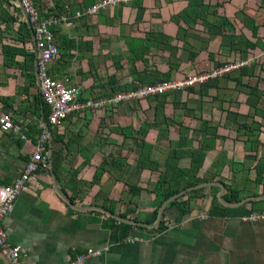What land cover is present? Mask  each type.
Here are the masks:
<instances>
[{
	"label": "crops",
	"instance_id": "crops-1",
	"mask_svg": "<svg viewBox=\"0 0 264 264\" xmlns=\"http://www.w3.org/2000/svg\"><path fill=\"white\" fill-rule=\"evenodd\" d=\"M32 1L41 15L71 11L68 22L53 27L59 54L48 70L54 78L78 81L82 97L253 60L180 91L72 112L52 127L27 16L19 0H0V110L21 125L20 132L0 125V185L19 175L40 133L49 134L47 168H38L2 220L8 242L23 250V263L60 264L92 248L100 254L85 264H264V218L252 221L237 210L209 214L218 185L203 186L196 198L181 195L189 199L187 213L166 205L160 231L159 224L124 229L94 208L111 207L113 214L126 212L146 223L160 202L152 192L160 177L188 169V152L199 149L205 156L197 176L221 182L225 190L232 186L241 199H264V60L258 57L264 51V0H129L80 16L75 13L98 0ZM5 43L23 49L9 63ZM143 152L148 159L141 165ZM0 264H7L1 252Z\"/></svg>",
	"mask_w": 264,
	"mask_h": 264
},
{
	"label": "built area",
	"instance_id": "built-area-1",
	"mask_svg": "<svg viewBox=\"0 0 264 264\" xmlns=\"http://www.w3.org/2000/svg\"><path fill=\"white\" fill-rule=\"evenodd\" d=\"M128 1L98 0L90 7L84 8L82 12L77 11L75 16H80L83 13L95 15L101 10L127 3ZM19 3L32 27V38L29 42L34 48L40 94L44 103L48 106L47 119L52 127L61 126L65 118L72 112L83 113L88 110L112 109L133 100L160 95L169 91H180L184 88L204 83L208 79L222 77L229 72L239 70L249 65L253 60L251 58L230 60L216 65L207 71L188 75L184 79L145 83L136 88L113 93L107 92L106 94L81 99V86L78 81L72 80L69 75L54 78L49 74L48 70V65L59 54L58 45L54 41L51 26H58L68 22V16L56 12L50 13L48 16L41 15L39 10L33 5L32 0H19ZM258 57L264 60V51ZM0 125L4 130L14 132H20L21 129V125L13 121L12 115L2 110H0ZM48 144L49 134L44 129L39 135L38 142L34 146L30 159L19 175L11 183L0 185V252L4 255L7 264H24L20 257L23 250L21 247L11 245L8 242L6 232L2 227V220L12 211L17 195L29 188V183L34 178V174L38 168H47ZM245 218L256 221L264 218V212L251 213ZM98 254H100L99 250L89 248L60 264H85L89 257Z\"/></svg>",
	"mask_w": 264,
	"mask_h": 264
},
{
	"label": "trees",
	"instance_id": "trees-1",
	"mask_svg": "<svg viewBox=\"0 0 264 264\" xmlns=\"http://www.w3.org/2000/svg\"><path fill=\"white\" fill-rule=\"evenodd\" d=\"M67 11H65L62 14H65L67 16L69 14H71V11H68V12ZM188 11L189 10H187V13H188ZM54 12L55 11H52L51 9H49V10H46L44 13H42V15L48 16L50 13H54ZM60 12H62V11H57L56 13H60ZM53 27H55V26H51L52 32H53ZM156 36L164 38L163 35H156ZM165 39H166V37H165ZM2 47H3L4 58H5L6 62L12 60L15 54L23 52V49L16 47L14 45H11V44H7V43L3 44ZM136 87H130V88H125V89H120V90L110 87V90L108 92L113 93V92L128 90V89H132V88H136ZM257 95H258V92H257L256 88H252L250 90V96L256 97ZM80 97H81V99L86 98V97H82V96H80ZM249 104L251 106H255L251 99L249 100ZM48 112H49V110L47 109V111L45 112V115H48L47 114ZM257 112H259V111H257ZM46 119H47V117H46ZM243 127H250V126L249 125H243ZM179 154H180V152H176V153H173L172 155L174 156V155H179ZM188 154L191 158V166L188 169H185V168L174 169V173L172 175H169V176L162 175L160 177V179L158 180V182L155 184L154 188L152 189V192L159 196L160 202L158 203L157 208L155 209V212H154L152 218L145 221L146 223L151 224L156 220L158 209H159L160 205L166 199H168L170 196L184 190L187 187L195 186L199 183H202V182H205L208 180L205 177L197 176V172H198L199 168L201 167V164L203 162V158L205 156V151L203 149L192 150V151H189ZM146 158L148 159V153H144V152L141 153L139 161H138L139 164H141V165L146 164V163H144ZM262 170L263 169L259 168V170H258L259 176H260V174H261L260 172H262ZM204 188L205 187L193 188L185 194L189 197V199L193 198V197L196 198L197 196L203 195L202 192H203ZM215 188L218 189V187H216V186H215ZM136 191H137V188H136ZM262 193L264 194V187H263ZM213 197H214L213 203H212L211 207L209 208V214H211V215H223V214L229 213V212H227L229 210H237L240 213H242L243 216L250 215L251 213H253L256 210H259V213L264 212V199L254 200V201L248 202L251 204V207L249 209H246L245 205L247 203H243V204H241L235 208H229V207H225L224 205H222L218 201V199L216 198L215 195ZM223 198L225 201H227L229 203H236V202L241 200V195H240L239 191L234 189L232 186H227L225 193L223 195ZM189 199L182 200L181 196H179V197L171 200L169 205H175L177 208L181 209L184 213H187L190 210ZM258 205H262L261 208H258ZM107 209L111 212H114L111 207H109ZM120 216L123 218H126V219L129 218L128 213H126V212H123V213L121 212ZM133 219L137 220L136 217ZM111 220L113 222H117V223L121 224V227L124 229L132 227L131 224L124 223V222H118L113 218H111ZM162 228H164L163 218L161 219V222L157 226L156 230L160 231Z\"/></svg>",
	"mask_w": 264,
	"mask_h": 264
},
{
	"label": "water",
	"instance_id": "water-1",
	"mask_svg": "<svg viewBox=\"0 0 264 264\" xmlns=\"http://www.w3.org/2000/svg\"><path fill=\"white\" fill-rule=\"evenodd\" d=\"M27 23H28V25H29V27H30V29H31V31H32V27H31V25H30V23H29L28 18H27ZM208 185H218V186L221 188V190H220V192H219V194H218V199H219V201H220L222 204H224V205H228V206H239V205H241V204H243V203H246V202H248V201H250V200H253V199L257 198V196H250V197H246V198H244V199H241L240 201H238V202H236V203H229V202L225 201L224 198H223V193H224V191H225V185H224L223 183L218 182V181H206V182L199 183V184H197V185H195V186L187 187V188H185L184 190H182V191H180V192H178V193H176V194H173V195L170 196L168 199H166V200L160 205V207H159V209H158L157 218H156L155 222L152 223V224H146V223L141 222V221L131 220V219H126V218H123V217H121V216H119V215L113 214L111 211H108V210H106V209H104V208H101V207H94V208H98V209L101 210L103 213H105V214H107V215H109V216L115 218L116 220L123 221V222L130 223V224H136V225H141V226H146V227H152V228H153V227H156V226L159 224V222L161 221L163 211H164L166 205H168L169 202H170L171 200H173V199H175V198H177V197L183 195L184 193H186L187 191H189V190H191V189H193V188H199V187L208 186ZM54 187L56 188V190H57V192L59 193V195H61V193H60V191L58 190L56 184H55ZM61 197H63L64 200H65L68 204L72 205V203H71L67 198H65L63 195H61Z\"/></svg>",
	"mask_w": 264,
	"mask_h": 264
},
{
	"label": "clouds",
	"instance_id": "clouds-1",
	"mask_svg": "<svg viewBox=\"0 0 264 264\" xmlns=\"http://www.w3.org/2000/svg\"><path fill=\"white\" fill-rule=\"evenodd\" d=\"M87 98V97H86Z\"/></svg>",
	"mask_w": 264,
	"mask_h": 264
}]
</instances>
